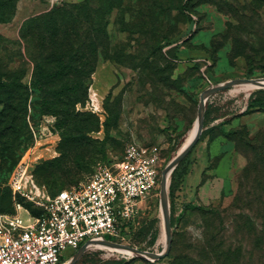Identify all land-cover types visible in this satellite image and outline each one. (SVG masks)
<instances>
[{"label":"rangeland","instance_id":"rangeland-1","mask_svg":"<svg viewBox=\"0 0 264 264\" xmlns=\"http://www.w3.org/2000/svg\"><path fill=\"white\" fill-rule=\"evenodd\" d=\"M83 1L19 0L12 21L0 23V215L14 211L8 182L25 156L38 182L56 194L122 158L130 142L157 146L160 183L141 198L138 217L117 241L162 252L163 171L208 87L264 76V0H91L90 18L81 17L75 33L30 25L23 36L29 18ZM5 12L10 16V7ZM39 33L47 34L54 57L37 65ZM234 86L209 97L205 129L172 173L169 253L155 260L90 248L74 264H225L209 263L205 206L220 209L212 229L223 251H236V264H264V108L250 106L264 90L247 96ZM221 132H229L239 157L238 175L221 191L200 193L197 182L210 164L206 156L196 166L205 136ZM244 210L254 216L252 227L236 216ZM76 250L64 249V262Z\"/></svg>","mask_w":264,"mask_h":264},{"label":"built area","instance_id":"built-area-1","mask_svg":"<svg viewBox=\"0 0 264 264\" xmlns=\"http://www.w3.org/2000/svg\"><path fill=\"white\" fill-rule=\"evenodd\" d=\"M160 179L158 147L130 142L122 158L51 194L25 156L8 182L14 211L0 215V264H63L68 246L78 250L88 240L124 238V225L136 220L141 198Z\"/></svg>","mask_w":264,"mask_h":264},{"label":"trees","instance_id":"trees-1","mask_svg":"<svg viewBox=\"0 0 264 264\" xmlns=\"http://www.w3.org/2000/svg\"><path fill=\"white\" fill-rule=\"evenodd\" d=\"M18 3H19V0H8V1L0 0V23H7V22L12 21V19L16 15ZM91 5H92L91 0H84L83 2H79V3L65 2L61 5H56L41 15L33 16V17L29 18L24 23V25L22 27L23 36L28 39L29 34H30V31H28V29H29L30 25H34L33 27L41 26V29L45 25H47L48 27H50V30L55 31V33H57L59 31V28H62L63 29L62 31H64V32L66 31V34L68 31H70V29H71V31L73 30V32L75 33L76 23L81 22V17L84 19H87V20H88V18H90ZM9 7H10V11H11L10 16L7 15V13L5 12L6 8H9ZM71 21H73V23ZM50 30L48 31V33L50 32ZM46 35L43 33H39L37 35L38 43L35 42L37 46L35 47V55L33 56V59L35 60L37 65L38 64L40 65L41 63L46 62V60H50L51 58L54 57L52 50L49 49L50 47L46 46V39H48V36H46ZM102 41H103V39L99 38V41L97 42V49L98 50H100V46L102 44L101 45H99V44ZM30 45H33L32 40L30 41ZM62 51H64V50L63 49L59 50L56 57H58V55L62 56ZM3 71H4V69L0 70V84H2V85L5 84V82H3V80L1 79V77L3 75H5V74H3ZM260 90H264V89H259L257 91H260ZM251 102H252V104H250L251 107L255 106L256 108H264V98L262 97V95H257L256 97H254L252 99ZM211 129L212 128H210V130ZM207 133H210V131ZM221 133L224 134L226 137H228L229 132H227L226 134H225V132H221ZM109 161H113V160H109ZM8 187L10 188L9 185H8ZM61 190L62 189H60L59 191H61ZM10 192L12 194L11 188H10ZM12 201H13V199H12ZM200 209H202V211L205 212L206 219H207V228L211 232V233H209V236H206V239H205L208 254L211 255V256H209V258L212 259L211 261L208 260L209 263H213L217 260L220 262L223 261L225 264H228V262L232 263V264H236L237 258H235L236 256L234 255L236 251L235 250L232 251L231 247H229V250H228L229 252H227L225 250L223 251L221 248L222 243L220 240H218L216 238L217 236L215 234V231H214V229H212V227L217 222V219L220 217L219 216L220 209L215 208V207H207V206L200 207ZM239 215L248 220L249 226H251V227L253 226L254 216L249 211L244 210L243 212L236 214V216H239ZM236 216H234L233 220H236V218H237ZM129 225L130 224H128V227H129ZM127 228H126V224H125L124 229H123V231L125 233L127 232ZM115 240H118V239H115ZM222 257L224 259H222ZM203 263L206 264L205 262H203ZM171 264H182V263L180 261L179 262L175 261Z\"/></svg>","mask_w":264,"mask_h":264},{"label":"water","instance_id":"water-1","mask_svg":"<svg viewBox=\"0 0 264 264\" xmlns=\"http://www.w3.org/2000/svg\"><path fill=\"white\" fill-rule=\"evenodd\" d=\"M240 82H252L256 84L257 86L264 87V76L261 77H242V78H236L231 79L228 81L220 82L217 84H214L210 87H208L202 94H201V100L199 103V110H198V119L200 121L199 128L197 130L196 135L193 137V139L189 142V144L180 152L178 155L170 160L168 164L166 165L163 174H162V187H161V206L165 210H169L165 214V219L167 223V232L169 233L168 238V247L162 251H150L147 249H142L137 246L124 244L118 241L109 240V239H101V240H88L84 244H82L78 250L63 264H74L90 247L92 243H103V244H110V245H118V246H125L127 248L133 249L135 252L132 254V256H142L148 259H161L162 257H165L172 246V235H173V228L171 225V218H170V200H169V184L167 179V173L177 167V165L181 162V160L193 149V147L196 145V143L199 141L204 129H205V111L207 108V96L210 97L212 94L229 88L231 86H234ZM152 255V256H150Z\"/></svg>","mask_w":264,"mask_h":264},{"label":"crops","instance_id":"crops-1","mask_svg":"<svg viewBox=\"0 0 264 264\" xmlns=\"http://www.w3.org/2000/svg\"><path fill=\"white\" fill-rule=\"evenodd\" d=\"M205 138H207L206 145L196 166L203 159L206 163V156H208L210 164L207 166L204 165L202 168L201 181L199 180L197 182V185H199L198 189H200V193L206 192L208 188H215L217 191H221L224 187V180L231 179L233 181L234 177H237L240 166L239 157L228 145V138L224 134L206 135ZM221 168H224L223 172L219 171ZM195 170L190 171L187 178H190V176L192 178ZM204 177L208 179L206 178L207 180L205 181ZM195 187L196 185H191V188Z\"/></svg>","mask_w":264,"mask_h":264},{"label":"bare ground","instance_id":"bare-ground-1","mask_svg":"<svg viewBox=\"0 0 264 264\" xmlns=\"http://www.w3.org/2000/svg\"><path fill=\"white\" fill-rule=\"evenodd\" d=\"M259 89H264V87L257 86L256 84H254L252 82H240V83H238V84H236L234 86V91H236V92L243 91V92H245L247 94V96H249L250 94L254 93L255 91H257ZM208 99H209V97L207 96V101H208ZM199 124H200V121H199V119L197 117L195 122H194V124H193V126H192V128L190 129V131L188 132V134L184 138V140L181 143V145L175 151V153L172 156L171 160L174 159L178 155V153H180L189 144V142L193 139V137L197 133V130L199 128ZM172 173H173L172 170H170L167 173V179H168V184L169 185L171 183ZM168 211L165 210L161 206L160 217H161V222H162V242H164V248L165 249L168 247V244H169V242H168L169 233L167 232V223H166V219H165V214ZM90 248H98V249L102 248V250L105 249V250L109 251V253L119 252V253H122V254H130V255L134 254V252H135L133 249L127 248L125 246L110 245V244H103V243H92L90 245L89 249ZM150 256H152V255H150Z\"/></svg>","mask_w":264,"mask_h":264}]
</instances>
